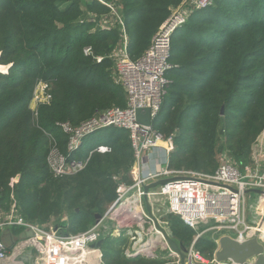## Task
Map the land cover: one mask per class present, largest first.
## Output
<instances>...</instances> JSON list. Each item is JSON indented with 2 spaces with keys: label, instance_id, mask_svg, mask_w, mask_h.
<instances>
[{
  "label": "trees",
  "instance_id": "trees-1",
  "mask_svg": "<svg viewBox=\"0 0 264 264\" xmlns=\"http://www.w3.org/2000/svg\"><path fill=\"white\" fill-rule=\"evenodd\" d=\"M109 1L122 6L128 53L134 61L184 2ZM109 13L96 0H0V71L10 67L7 73L0 72L3 212H9L16 200L32 224L44 226L67 215L70 234L80 235L95 227L96 215L103 216L116 201L114 177L133 183L135 156L128 131L110 128L94 133L70 156L68 136L60 126H78L98 112L127 106L109 58L120 45L121 31L98 25ZM90 14L98 17L97 22L82 20ZM96 57L105 59L97 63ZM169 63L170 84L154 129L174 137L170 167L212 173L224 150L248 164L251 148L264 131V0H214L212 6L194 11L172 37ZM39 82L51 87L52 100L39 107L36 118L32 104ZM51 137L71 159L82 161L92 153L83 172L52 175L46 162ZM100 146L111 152H95ZM166 221L178 242L193 243L196 232L182 219L169 216ZM10 231L16 236L22 232L17 227ZM125 243L122 240V250L113 255L103 251L104 263L148 264L126 259ZM196 249L212 260L217 245L201 238Z\"/></svg>",
  "mask_w": 264,
  "mask_h": 264
},
{
  "label": "built area",
  "instance_id": "built-area-1",
  "mask_svg": "<svg viewBox=\"0 0 264 264\" xmlns=\"http://www.w3.org/2000/svg\"><path fill=\"white\" fill-rule=\"evenodd\" d=\"M96 1L110 9L108 15L100 17L98 25L101 28L121 31L120 45L109 58L114 63L113 79L124 88L127 106L98 112L78 126L69 123L60 126L68 136L67 151L70 156L79 152L84 140L94 133L110 128L128 131L135 156L131 171L133 183L123 184L120 180L116 189L117 199L107 215L89 232L80 235L63 236L62 231L58 235H51L44 226L28 222L14 200L9 212L0 210V233L17 227L25 236L12 252L8 251L6 243L0 239V264L20 258L27 250H44L42 244L47 240L52 244L49 247L52 251L50 255L56 263L59 262L61 253L67 254L77 246H80L82 251L85 250V255L90 256L89 250L95 254L99 253L101 249L93 248L92 245L104 238L107 240L115 236L113 229H108L104 224L111 218L119 222L114 228H117V237L126 241L123 252L127 258H153L156 256V250H167L168 257L175 260V264H181L179 255L171 249L165 234L156 227L150 217L145 196L151 202L153 210L159 207L160 214L178 217L196 232L193 243L188 247L186 264H216L215 256L213 260H207L196 249V243L201 238L214 241L217 250L220 239L226 236L239 243L256 238L264 245V223L254 224L248 221L246 212L249 194L253 190L264 191V160H260L264 157V131L251 148L248 164L238 167L227 161L221 163L215 172L203 173L172 169L170 159L175 150L174 137H166L154 129V121L161 112L170 84L167 72L172 68L169 63L172 37L188 23L194 11L212 6L214 0H184L179 7L172 10L171 16L153 37L149 49L137 61L132 60L128 53L129 37L125 30L122 6L109 0ZM97 20L96 15L90 14V21ZM86 53L93 55L91 49H87ZM95 59L97 63H102L105 58ZM51 100V87L39 82L32 104L36 118L39 107L49 104ZM140 109L151 111V126L138 122L137 111ZM50 140L51 148L46 162L54 177L76 175L85 170L92 153L89 158L77 161L61 152L54 137ZM95 152L110 153L111 149L108 146H100ZM161 180L168 181L150 190L148 194L145 193V186ZM12 183L14 186L15 180ZM128 202L129 204H126ZM156 218L167 231L166 226L160 222L165 216ZM27 232H32L33 236L28 237ZM35 259L40 260L41 264H47L45 252ZM221 264L235 263L228 261Z\"/></svg>",
  "mask_w": 264,
  "mask_h": 264
},
{
  "label": "rangeland",
  "instance_id": "rangeland-1",
  "mask_svg": "<svg viewBox=\"0 0 264 264\" xmlns=\"http://www.w3.org/2000/svg\"><path fill=\"white\" fill-rule=\"evenodd\" d=\"M86 19L90 20V15H86L82 20H86ZM0 72H2V71H0ZM218 160H219V164L228 161V162H230L233 165L238 166V167H240L242 165L239 160H237L233 156L229 155V152L227 150H224L221 152ZM114 180L117 183V186H118L120 180L123 184H127V183L123 182L122 178L119 176L114 177ZM113 204L108 206L105 214L102 216L103 218L107 215V212L109 211V209L111 208V206ZM157 206H161V204H157ZM154 210H153V213L155 214V216H157V217L160 216L161 218H162V216L163 217L165 216V218H162V221L160 220V222L166 226V229L169 233L170 229L168 227V222L166 220L168 219V216H170V214H168V215L167 214L164 215L165 213L160 214L159 207L157 208V210H155V212H154ZM164 210H165V208H164ZM246 212H247L248 221L253 220L252 217H257L256 221H251V222H253L254 224L255 223L263 224L264 223V196L263 195L259 196L258 194L251 193V195L249 197H247ZM107 218H109V216ZM107 218H105V220ZM114 219L115 218H111L110 221L108 219L107 222H104V224H106L108 229H110V228L113 229L112 230L113 235L115 234V236H112L109 238L110 240L112 238V241H111L112 243L106 242L104 247H102V250L99 253H96V255L94 257L90 258L89 261L86 260V258H85L86 255H82V254H85V250L83 253V251L80 249V246L75 247V250L70 251L67 254L61 253V258H60L58 263H56L53 260V258H51L50 254H52V251L49 249V247L52 246V244L48 240L42 244V249H44V250H41V249H31V250H32L33 254L35 255V257H39L41 253L44 254V252L46 250L45 257L47 256L46 257L47 258V264H83L84 262H85V264H105L103 261V256H102L103 251L108 252L110 255H113L116 251L122 250V246H120V244H119L122 241V239H121V237H117V232H116L117 228H114V226H117L119 222H118V220L115 221ZM68 224H69V217L67 215H65L59 221L52 220L51 223L44 225V228H47L48 232L51 233V235H53V234L58 235V233L60 231H62L63 236H66V235H70ZM221 234H224V233H221ZM122 237H124V236H122ZM129 244H130V241L127 242V246ZM186 246H187V248L189 247L188 244H186ZM161 252H162L161 250H156V252H155L156 256L153 258H149L147 256H140V257L136 258L135 260L143 261V262H146L148 264H175L176 263L175 260L168 257L169 252L167 250H165L162 253ZM75 258H77V260ZM78 258H80L81 260L80 259L78 260ZM125 258L129 259L126 256H125ZM48 260H50V261H48ZM78 261L80 263H78Z\"/></svg>",
  "mask_w": 264,
  "mask_h": 264
},
{
  "label": "water",
  "instance_id": "water-1",
  "mask_svg": "<svg viewBox=\"0 0 264 264\" xmlns=\"http://www.w3.org/2000/svg\"><path fill=\"white\" fill-rule=\"evenodd\" d=\"M10 67L7 68V72ZM2 72V73H7ZM222 115H224V108L222 109ZM137 120L140 124L151 126L152 119H151V111L149 109H140L137 111ZM261 161L264 160V157L260 159ZM168 180H161L156 183H153L149 186H145L144 190L145 193L148 194L150 190L164 185L167 183ZM251 193H257L259 195H264V191L261 190H253ZM146 208L150 215V217L154 220L156 227L161 230L169 244L171 249L177 253L180 257L181 264H186V260L188 258V248L183 244L178 242L171 232H167L159 223L158 219L153 213V207L151 202L149 201L148 197L145 196ZM79 212V210H77ZM101 215H96L97 224L100 223L102 220ZM28 237H32V232L26 233ZM106 242V238L98 241L97 243L93 244V248L102 249L103 245ZM216 264L225 263L228 261H232L235 264H264V245L261 244L258 239L254 238L249 240L245 243H239L233 240L230 237H222L219 242L218 250L215 254ZM20 260L29 263V264H41V261L35 259L33 253L30 252L27 256L21 258Z\"/></svg>",
  "mask_w": 264,
  "mask_h": 264
},
{
  "label": "crops",
  "instance_id": "crops-1",
  "mask_svg": "<svg viewBox=\"0 0 264 264\" xmlns=\"http://www.w3.org/2000/svg\"><path fill=\"white\" fill-rule=\"evenodd\" d=\"M255 194H257V193H255ZM250 195L251 194H249V196ZM252 218H253V220H251V221H256L257 220V217H252ZM255 224H259V223H255ZM68 226H69V224H68ZM10 230H5L3 233H1V238L0 239H2L6 243L7 248H8V251L9 252H12L14 250L15 246H17L18 244L21 243V240H23V238H24L25 235L23 234V232L19 233L17 236L16 235H13V233ZM30 252H32V251L31 250H27L26 252H24L25 253L24 254V253H22L20 251V253H22V256H20V258L10 259L7 262H4L2 264H29V263H26V262H24V261H22L20 259L23 258V257H25V256H27ZM33 256L35 258V255L34 254H33Z\"/></svg>",
  "mask_w": 264,
  "mask_h": 264
},
{
  "label": "bare ground",
  "instance_id": "bare-ground-1",
  "mask_svg": "<svg viewBox=\"0 0 264 264\" xmlns=\"http://www.w3.org/2000/svg\"><path fill=\"white\" fill-rule=\"evenodd\" d=\"M126 204H129V202L128 203H126ZM82 250V249H81ZM91 252H90V256L89 255H86V260H88L89 261V259L90 258H92V257H94L96 254H95V252L94 251H92V250H90ZM45 253H46V250H45ZM83 253H84V251H83ZM77 254V253H76ZM82 255H85V254H82ZM47 257V256H46ZM78 257V256H77ZM66 258V257H65ZM76 260H77V258H75ZM80 258H78V260H79ZM73 260V259H72ZM81 260V259H80ZM83 260V259H82ZM48 261H50V260H48ZM58 261V260H57ZM78 263H80L79 261H78ZM82 263V262H81ZM83 264H85V262L83 263Z\"/></svg>",
  "mask_w": 264,
  "mask_h": 264
}]
</instances>
